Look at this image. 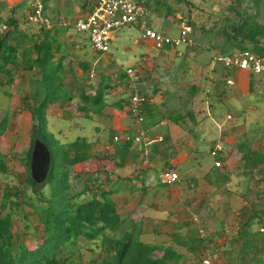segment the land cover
<instances>
[{"label":"trees","instance_id":"trees-1","mask_svg":"<svg viewBox=\"0 0 264 264\" xmlns=\"http://www.w3.org/2000/svg\"><path fill=\"white\" fill-rule=\"evenodd\" d=\"M31 1L23 0L13 8H8L0 0V29L4 27L0 31V92L11 98V94L4 88L12 87L16 81H26L31 88L23 96L24 108L31 118L28 150L23 156H8L0 152L1 176L10 175V168L16 167L17 163L23 168V172L17 175L18 185L5 184L0 187V264H187L192 259L195 264H204L205 261L208 264L216 261L223 264H264V231H261L264 227V207L247 203L229 217V224H225V218H222L216 225L215 232L207 237L202 235L204 226L192 228L196 222L192 218L180 226L165 223L163 233L172 239L175 246L149 244L142 240V222H135L121 215L112 199L113 195L123 192L127 187L125 184L131 183V178L114 176L117 181L114 182L113 172L106 173L103 169L95 168L85 174L88 181L83 182V174L75 173L77 165L120 159L124 151L126 156L130 154L129 157H132L130 163H135L137 157L140 162L145 161L144 148L148 144L139 151L132 152L137 144L132 139H122L135 133L133 127L117 134L115 130L107 140V145L113 146L111 157L107 153H96L94 145L83 137H76L72 142H62L48 131L49 109L56 106L62 109L76 100L78 103L75 112L80 113L81 118L112 117L111 112L108 114L106 110L129 112L130 97L134 93L132 84L144 97H147V93L143 87L148 89L145 84L151 83L149 87L154 96L158 94V86L152 82L150 75L144 77L134 67L119 70L114 80L101 70L97 73L98 85L89 83L86 86L91 63L79 62L77 67L81 74L79 77L73 74L72 67L66 63L69 50L66 44L72 48L75 42L70 34V27L59 23L74 22L88 15L92 10L93 0H78V16H75L72 8L62 15L52 7L56 0H38L41 17L49 21V28L29 21L32 11L28 4ZM152 1L136 0L135 3L146 8V23L154 30L151 13L166 19L173 16L174 8L169 0H159L164 3L163 9L160 8L161 2L156 5ZM246 1L228 0V5L223 7L224 11H219L218 19L212 21L211 26L205 27L192 21L193 5L187 0H171L175 5L185 6L181 15L191 29L189 38L192 40V45L186 49L194 54L202 50H215L216 56L249 52L257 58L264 57V24L260 23L259 14L255 11L262 0H251L253 7L248 6ZM4 11L8 13L5 17L2 16ZM210 17L211 14L207 19ZM128 26L137 28L142 33L138 25ZM196 31L200 35L194 41ZM158 33L162 34L161 31ZM177 50L179 49L169 44L164 45L160 53H175ZM189 57H183L179 69L188 64ZM129 70L135 71L134 81L127 74ZM172 79H176V76L173 75ZM117 87L120 88L119 95L116 94ZM198 89L199 87L192 85L183 94L181 88V91L177 90L157 106L144 105L141 112L144 117L152 118L157 110L162 120L174 125H179L186 119L196 125L191 105ZM107 95L116 96L117 100L108 104L105 100ZM162 108L169 109L168 114L162 112ZM11 119L8 112L0 119V138L6 134ZM95 131L99 129L95 128ZM114 138L121 141L115 142ZM35 141H40L50 154L49 171L40 184L30 175L31 153ZM235 148L241 153L239 162L244 169L250 168L264 174V150H252L247 142H241ZM222 158L223 151L221 161ZM8 161L13 163L11 167ZM124 161L120 162L121 166ZM213 172L220 178L230 174L224 161L220 167L214 166L205 178L210 180ZM145 173L146 171L138 172L136 175L140 188L135 185L127 188L130 196L140 193L141 201L147 194ZM101 175L105 176L103 181ZM192 181L195 186L196 180ZM120 182H124L122 186ZM158 182L157 189L161 190V187H180L181 180L175 184H167L160 176ZM76 183H81L79 189L76 188ZM170 188L165 191H170ZM80 240L97 247V255L85 260L83 250L79 247ZM28 243L32 244V248ZM182 249L185 250L183 254L179 252ZM89 251L92 252L91 249Z\"/></svg>","mask_w":264,"mask_h":264},{"label":"rangeland","instance_id":"rangeland-1","mask_svg":"<svg viewBox=\"0 0 264 264\" xmlns=\"http://www.w3.org/2000/svg\"><path fill=\"white\" fill-rule=\"evenodd\" d=\"M1 1L8 8H13L23 0ZM132 1L136 2V0ZM187 1L193 5L191 8L192 21L198 26L204 25L205 27L211 26L212 21L218 19L219 11L223 12V7L228 5V0ZM152 2L156 5L161 2L160 8H164L163 1L153 0ZM251 2V0L246 1L248 6L253 7ZM169 4L174 8L172 14L175 15L165 19L152 12V27L170 38H176L180 34L181 20L185 19L181 15L185 6L175 5L171 0ZM53 6L62 15L70 8L74 10L75 16L79 15L78 0H56ZM255 11L259 14L260 23L264 24V0ZM7 14V11H4L2 16L5 17ZM209 14L212 17L207 19ZM70 34L75 44L72 48L66 44L69 48L66 63L72 67L73 74L76 76L81 74L77 67L79 62L91 63L89 78L85 85L92 83L97 86L99 83L97 73L101 70L111 75L114 80L119 70L134 67V70L144 77L150 75L152 82L158 86L156 96L152 94L149 87L150 82L145 84L148 86L147 90L145 86L143 87L147 98L151 100L148 107L157 106L160 101L169 99L168 97L177 90L181 91V88L184 94L192 85L199 87L191 105L195 113L196 125L188 119L180 122L179 125H174L162 120L159 112L158 114L153 113V119L144 117L142 128L150 141L147 147L137 144L133 147L134 149L132 148V152L145 147V161L140 162L137 157L136 161L134 160L135 163H130L132 157H129L130 154L126 156L124 151L120 157L121 161L114 158L75 167V173L83 174L81 177L83 182L88 181L85 174L95 168L103 169L106 173L113 172L114 182L116 177L131 178V183L125 184L127 187L123 189V192L120 195H113L112 199L117 204L121 215L135 222H142L144 242L163 246L174 245L172 239L163 233L164 224L180 226L191 218L196 221L192 228L204 226L202 235L207 237L215 232L216 225L222 218H225V224H229V217L247 203L264 207V174H259L257 170L250 168L244 169L239 162L241 153L235 148L237 144L247 142L252 150H264V81L262 75L246 70L228 72L223 65L217 61L214 62L215 50H202L194 54L182 46L175 53L169 51L162 54L160 49L143 39L142 33L137 28L128 25L110 32L112 38L110 49L102 56L96 55L91 50L85 34L71 29ZM199 35L200 32L196 31L193 40H197ZM69 40L68 42L71 43ZM186 55L190 56V60L185 67L179 69L180 61L182 62ZM143 63L145 65H141ZM173 75L176 79H172ZM227 80H230L231 84H226ZM17 83L18 81L12 87L4 88L11 94V98H7L0 92V119L7 112L12 118L6 134L0 138V152L8 156L12 154L23 156L28 150L31 133V118L24 108L23 100V96L27 95L31 88L26 81L19 82V85ZM119 89L117 87L116 94L119 93ZM221 92L223 93L220 96ZM105 100L110 104L117 98L107 95ZM77 103L78 101L75 100L71 104H66L62 109L57 106L50 108L47 118L48 131L62 142H72L76 137H83L94 145L93 150L96 153H107L111 157L113 146H108L107 140L113 135L115 129H119L117 123L120 119L130 117L129 112H124L127 114L125 116L124 113L109 109L106 112L108 114L111 112L112 117L109 115L105 118L96 116L91 119L81 118L80 113L75 112ZM161 111L168 114L169 109L162 108ZM119 115H121L120 118H118ZM130 118L129 123L132 120ZM95 128L99 131H95ZM215 145L222 147V161L230 174L220 178L217 173L213 172L211 179L207 180L205 176L210 173L215 163L210 156V151ZM123 161L121 166L120 162ZM8 164L10 167L13 165L10 161ZM11 169L10 175H0L1 188L5 184L18 185L17 175L23 172V168L17 163V166ZM165 170L178 173L181 180L180 187L170 188L169 186L161 187L163 190L157 189L158 179ZM145 171L147 194L141 201L140 193L130 196V190L127 188L134 185L140 188L136 175L138 172ZM100 178L103 181L105 176L101 175ZM192 180H196L195 186ZM123 183L120 182V185L122 186ZM187 185L190 187L188 188ZM75 186L79 189L81 183H76ZM168 188L170 191H165ZM246 188L249 191H246ZM28 245L32 248V244L28 243ZM79 247L83 250L85 260L97 255V247L90 242L80 240ZM179 252L183 254L185 250L182 249ZM187 264H195V262L192 259ZM213 264L223 263L216 261Z\"/></svg>","mask_w":264,"mask_h":264},{"label":"built area","instance_id":"built-area-1","mask_svg":"<svg viewBox=\"0 0 264 264\" xmlns=\"http://www.w3.org/2000/svg\"><path fill=\"white\" fill-rule=\"evenodd\" d=\"M28 5L32 11L28 18L29 21L35 24H42L45 28H49V21L41 17V6L38 0H32ZM147 14L148 12L143 5L135 4L130 0H93L92 10L88 15L74 22L62 21L59 24L68 26L77 33L85 34L88 37L91 50L99 55L109 52L112 39L110 32L113 30L116 31L126 25H138L143 33V39L151 42L157 49H161L164 45L169 44L175 48L192 45V40L189 38L191 29L185 19L181 20L180 34L176 38H170L148 27L146 23ZM3 29L4 27L0 31ZM213 60L223 65L228 72L232 70H246L262 75V80L264 81V57L257 58L249 52H244L236 53L232 56H215ZM127 74L134 81L136 78L135 71L129 70ZM226 84H231V81L227 80ZM132 89L134 93L130 97L128 110L134 122L135 133L131 136L127 135L122 140L132 139L136 144L146 145L150 140L145 136V131L142 128L144 116L141 110L144 105L146 106L151 103V100L142 96L134 84H132ZM114 141L118 142L121 140L114 138ZM221 152L222 147L216 145L210 151V156L215 161V167H220L222 164L220 160ZM161 179L167 184H175L180 180V177L177 172L165 170L161 173ZM261 231H264V227ZM204 264H208V262L205 261Z\"/></svg>","mask_w":264,"mask_h":264},{"label":"water","instance_id":"water-1","mask_svg":"<svg viewBox=\"0 0 264 264\" xmlns=\"http://www.w3.org/2000/svg\"><path fill=\"white\" fill-rule=\"evenodd\" d=\"M49 164V151L40 141H35L31 153L30 175L37 184L46 179Z\"/></svg>","mask_w":264,"mask_h":264},{"label":"crops","instance_id":"crops-1","mask_svg":"<svg viewBox=\"0 0 264 264\" xmlns=\"http://www.w3.org/2000/svg\"><path fill=\"white\" fill-rule=\"evenodd\" d=\"M152 18V17H151ZM152 23H153V19H152ZM146 41V40H145ZM148 42V41H147ZM146 44V43H145ZM156 114H158V112H156V111H154ZM124 115L125 116H127V114H125L124 113ZM153 116V115H152ZM151 116V117H152ZM121 117V115H119V117L118 118H120ZM129 116H127L126 117V119H124L123 120V118L122 119H120V121H119V123H117L118 124V128L119 129H115L118 133H120L121 131H123V130H127L128 128H130V127H132L133 126V121L131 120V118H130V123H129V118H128ZM149 119V118H148ZM151 119H153V117L151 118ZM159 138V137H158Z\"/></svg>","mask_w":264,"mask_h":264},{"label":"clouds","instance_id":"clouds-1","mask_svg":"<svg viewBox=\"0 0 264 264\" xmlns=\"http://www.w3.org/2000/svg\"><path fill=\"white\" fill-rule=\"evenodd\" d=\"M130 1H132V0H130ZM133 2V1H132ZM133 3H135V2H133ZM136 4V3H135ZM133 121V120H132ZM133 128H134V122H133V126H132Z\"/></svg>","mask_w":264,"mask_h":264}]
</instances>
